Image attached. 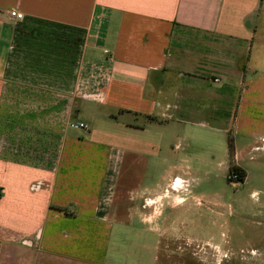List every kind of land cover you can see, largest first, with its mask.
<instances>
[{
  "label": "crops",
  "instance_id": "crops-1",
  "mask_svg": "<svg viewBox=\"0 0 264 264\" xmlns=\"http://www.w3.org/2000/svg\"><path fill=\"white\" fill-rule=\"evenodd\" d=\"M263 144L264 0H0V264H110Z\"/></svg>",
  "mask_w": 264,
  "mask_h": 264
},
{
  "label": "rangeland",
  "instance_id": "rangeland-1",
  "mask_svg": "<svg viewBox=\"0 0 264 264\" xmlns=\"http://www.w3.org/2000/svg\"><path fill=\"white\" fill-rule=\"evenodd\" d=\"M248 143L238 141V148ZM235 144L229 134V151ZM259 146L257 152H243L237 160L246 173L243 183L235 178L229 181L230 171L215 170L210 176L186 181V187H173L179 188L177 193L184 202L166 206L157 225L155 220L139 223L136 217L114 225L108 262L264 264V144ZM160 178L153 172L142 179L133 178L131 183L132 187L146 186L149 191L161 192L168 187L166 180L161 184L166 187L158 186Z\"/></svg>",
  "mask_w": 264,
  "mask_h": 264
},
{
  "label": "trees",
  "instance_id": "trees-1",
  "mask_svg": "<svg viewBox=\"0 0 264 264\" xmlns=\"http://www.w3.org/2000/svg\"><path fill=\"white\" fill-rule=\"evenodd\" d=\"M230 152H232V145H230ZM232 175H235L236 178H237V181L239 183H243V180L245 179L246 175H245V172L242 171L241 169L237 168V167H231V171H230V174L228 176V180L230 181L231 180V177Z\"/></svg>",
  "mask_w": 264,
  "mask_h": 264
},
{
  "label": "built area",
  "instance_id": "built-area-1",
  "mask_svg": "<svg viewBox=\"0 0 264 264\" xmlns=\"http://www.w3.org/2000/svg\"><path fill=\"white\" fill-rule=\"evenodd\" d=\"M10 16H11L12 18H16V19H21V18H22V14L17 13L16 11H10ZM78 127H79V128H82V129H87V125H84V124H79ZM231 178H232V179H233V178L237 179L235 175H232Z\"/></svg>",
  "mask_w": 264,
  "mask_h": 264
},
{
  "label": "flooded vegetation",
  "instance_id": "flooded-vegetation-1",
  "mask_svg": "<svg viewBox=\"0 0 264 264\" xmlns=\"http://www.w3.org/2000/svg\"><path fill=\"white\" fill-rule=\"evenodd\" d=\"M198 250H199V249H198ZM198 250H197V251H198ZM195 254H196V252H195ZM202 264H203V263H202ZM204 264H206V263H204Z\"/></svg>",
  "mask_w": 264,
  "mask_h": 264
},
{
  "label": "clouds",
  "instance_id": "clouds-1",
  "mask_svg": "<svg viewBox=\"0 0 264 264\" xmlns=\"http://www.w3.org/2000/svg\"><path fill=\"white\" fill-rule=\"evenodd\" d=\"M254 195H257V194L254 193Z\"/></svg>",
  "mask_w": 264,
  "mask_h": 264
}]
</instances>
